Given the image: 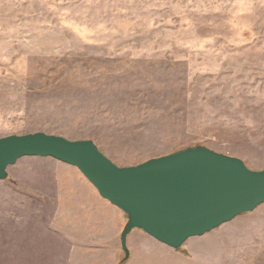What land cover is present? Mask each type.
Instances as JSON below:
<instances>
[{"label":"rangeland","instance_id":"1","mask_svg":"<svg viewBox=\"0 0 264 264\" xmlns=\"http://www.w3.org/2000/svg\"><path fill=\"white\" fill-rule=\"evenodd\" d=\"M38 132L119 167L203 146L264 170V0H0V138ZM127 222L50 157L0 180V264H264V205L179 249L133 230L128 257Z\"/></svg>","mask_w":264,"mask_h":264},{"label":"water","instance_id":"2","mask_svg":"<svg viewBox=\"0 0 264 264\" xmlns=\"http://www.w3.org/2000/svg\"><path fill=\"white\" fill-rule=\"evenodd\" d=\"M25 157L53 158L76 167L99 195L128 217L133 230L173 249L264 205V170L207 147L187 148L137 166L119 167L91 140L43 132L0 138V180Z\"/></svg>","mask_w":264,"mask_h":264},{"label":"crops","instance_id":"3","mask_svg":"<svg viewBox=\"0 0 264 264\" xmlns=\"http://www.w3.org/2000/svg\"><path fill=\"white\" fill-rule=\"evenodd\" d=\"M119 229H120V226H119V224L117 223V226H116V236H115V238L117 237V233L120 231ZM136 230H137V229H136ZM132 232H133V231H132ZM132 232H131V233H132ZM131 233H130V234H131ZM148 236H149V235H148ZM128 237H129V236H128ZM127 241H128V238H127Z\"/></svg>","mask_w":264,"mask_h":264}]
</instances>
